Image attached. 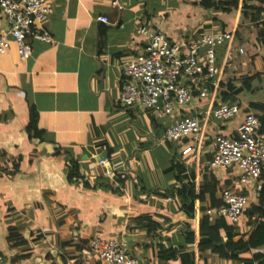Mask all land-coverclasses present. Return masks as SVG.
<instances>
[{
  "label": "crops",
  "instance_id": "1",
  "mask_svg": "<svg viewBox=\"0 0 264 264\" xmlns=\"http://www.w3.org/2000/svg\"><path fill=\"white\" fill-rule=\"evenodd\" d=\"M49 1L53 9L45 28L52 41L30 38V56L21 60L8 38L9 47L0 53L4 264H98L97 251L87 244L93 236L121 242L140 264H264L263 246L238 259L200 246L202 218L209 219V228L222 217L207 210L222 204L223 188L257 200H250L253 190L258 193L252 183L235 184V166L211 167L209 161L215 135L235 136L245 113L260 114L251 104L264 97V0L246 1L262 8L257 21L242 16V0L233 8L218 5L223 0H212L210 7L202 0H118L119 6L111 0ZM97 16H106L108 23ZM142 24L176 41L195 40L207 29L232 32L215 47L220 74L215 84L207 81L206 96L193 88L189 104L160 117L143 106L118 104L120 63L142 48L144 39L136 33ZM6 26L0 10V27ZM254 74L249 89L235 93L223 86L231 81L239 88ZM219 101L237 103L238 113L215 119L209 111ZM30 109L39 136L27 133ZM175 114L199 116L197 142L191 136L163 139ZM87 145L102 148L105 159L91 161L82 150ZM68 158L78 161L92 188H84L81 178L68 179ZM255 221L243 212L232 241H246ZM219 234L224 242L225 232ZM24 250L29 254L21 257Z\"/></svg>",
  "mask_w": 264,
  "mask_h": 264
},
{
  "label": "built area",
  "instance_id": "2",
  "mask_svg": "<svg viewBox=\"0 0 264 264\" xmlns=\"http://www.w3.org/2000/svg\"><path fill=\"white\" fill-rule=\"evenodd\" d=\"M111 4L119 6L118 0H111ZM52 9L49 0H0V10L7 23L6 27H0V53L9 47L8 38L15 41L21 60L30 56V38L51 42L45 21ZM96 20L108 23L106 16H97ZM136 33L143 37L144 43L138 53L121 60V89L116 101L123 108L146 107L155 117L171 114L174 109L189 104L193 88L199 97L207 95V81L215 84L220 74L215 47L233 35L231 31L207 29L195 40L176 41L146 24L137 26ZM238 111L237 103L219 101L209 113L217 120L226 121ZM199 130L198 115L175 114L163 139L174 141L191 136L197 142ZM211 146V167L235 166L238 170L236 185L252 183L258 192L264 188V131L255 113L244 114L235 136L217 134L212 138ZM190 149L191 145H188L183 152ZM221 200L219 207L207 211L230 222H238L248 206L249 196L223 188ZM87 244L97 251L98 264H140L135 257L127 255L121 242L115 239L93 236ZM0 264H4L1 254Z\"/></svg>",
  "mask_w": 264,
  "mask_h": 264
},
{
  "label": "trees",
  "instance_id": "3",
  "mask_svg": "<svg viewBox=\"0 0 264 264\" xmlns=\"http://www.w3.org/2000/svg\"><path fill=\"white\" fill-rule=\"evenodd\" d=\"M246 1L248 0H242L241 5V14L243 17H248L250 21H257L259 20V13L262 10L261 7L254 6V5H247ZM259 2H262V0H258ZM202 3L206 7H210L213 5L212 0H202ZM226 5L228 7H236L237 6V0H223L218 2V5L223 6ZM225 8V7H224ZM230 9V8H229ZM225 10V9H224ZM261 27L262 30L260 32V39L262 43L264 44V20L261 21ZM256 75L254 74L252 76L244 77L242 86L239 88H234L231 81H226L223 86L226 87L227 91L231 92H239L242 89H249V81L252 80ZM223 99L226 98L227 92L224 90V92H220ZM253 108H257L260 110V114H257L260 123H261V130L264 131V97L263 100L259 103H253L251 104ZM34 110L30 109L31 117L30 120L26 126V130L28 135L34 136V135H40V131L37 129V126L34 121ZM59 151V150H58ZM58 155H62L63 152H58ZM67 177L68 179L77 180L78 178H81L83 181L82 186L86 189L92 188L93 186L90 185L84 178V175L82 172L79 171V165L78 161L74 158H68L67 160ZM126 176L124 175L123 178ZM110 185V182L107 183ZM213 191V190H212ZM244 193V192H243ZM258 197L255 202H249L248 206L244 210L247 216L254 215L256 217V221L254 223V229L252 230L251 234L249 235L248 239L246 241H243L241 239L237 241H232V236L237 232V222H230L224 217H218L217 220L214 221L213 225L211 227L207 228L208 224V218L203 217L200 222V234H201V242L200 246L202 249L210 247L212 251L216 252L220 257L222 258H231V259H238L239 254L251 250L253 248H257L260 246L264 247V188H262L258 192ZM223 230L226 234V240L222 242L219 231ZM10 236L15 237V233L10 234ZM67 242H62V245H66ZM30 251V250H29ZM29 251H23V254L21 257L28 256ZM244 264H250L252 260H242Z\"/></svg>",
  "mask_w": 264,
  "mask_h": 264
},
{
  "label": "water",
  "instance_id": "4",
  "mask_svg": "<svg viewBox=\"0 0 264 264\" xmlns=\"http://www.w3.org/2000/svg\"><path fill=\"white\" fill-rule=\"evenodd\" d=\"M84 154L91 160V161H97V160H104L105 159V152L102 148H94L93 146L91 145H87V146H83L82 148ZM258 193L253 190L251 192V198L250 200L251 201H255L256 198L258 197Z\"/></svg>",
  "mask_w": 264,
  "mask_h": 264
}]
</instances>
